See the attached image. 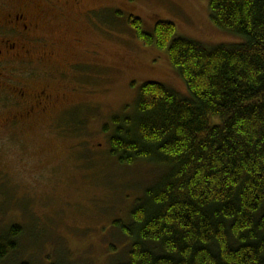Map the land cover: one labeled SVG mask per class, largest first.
<instances>
[{
	"label": "rangeland",
	"instance_id": "374dc122",
	"mask_svg": "<svg viewBox=\"0 0 264 264\" xmlns=\"http://www.w3.org/2000/svg\"><path fill=\"white\" fill-rule=\"evenodd\" d=\"M59 1L64 9H35L40 34L48 38L36 50L55 52L36 69L57 103L16 135L0 134V233L14 225L23 231L18 249L2 264L126 260L130 241L114 222L130 221L136 200L159 171L143 162L120 164L104 127L113 132L114 117L135 112L145 82L190 97L168 53L135 36L131 16L148 32L158 21L172 22L180 36L208 48L243 42L213 24L210 0ZM90 9H97L92 21L83 16Z\"/></svg>",
	"mask_w": 264,
	"mask_h": 264
},
{
	"label": "trees",
	"instance_id": "16d2710c",
	"mask_svg": "<svg viewBox=\"0 0 264 264\" xmlns=\"http://www.w3.org/2000/svg\"><path fill=\"white\" fill-rule=\"evenodd\" d=\"M209 10L243 42L208 48L172 22L148 32L129 19L143 44L168 53L190 97L145 82L135 112L104 127L120 164L159 171L130 221L114 222L130 241L114 264H264V0H210ZM22 234L0 233V264Z\"/></svg>",
	"mask_w": 264,
	"mask_h": 264
},
{
	"label": "flooded vegetation",
	"instance_id": "af4514ba",
	"mask_svg": "<svg viewBox=\"0 0 264 264\" xmlns=\"http://www.w3.org/2000/svg\"><path fill=\"white\" fill-rule=\"evenodd\" d=\"M60 5L59 0H0V134L10 130L9 136L16 135L13 131L47 115L57 103L46 80L40 78L45 75L36 69L47 65L55 52L36 50L35 45L48 42V38L40 34L42 28L35 9L65 8ZM95 10L90 9L83 16L91 20ZM60 16L66 18L63 10ZM34 80L37 82L31 90Z\"/></svg>",
	"mask_w": 264,
	"mask_h": 264
}]
</instances>
